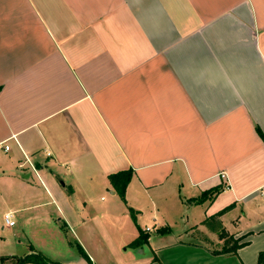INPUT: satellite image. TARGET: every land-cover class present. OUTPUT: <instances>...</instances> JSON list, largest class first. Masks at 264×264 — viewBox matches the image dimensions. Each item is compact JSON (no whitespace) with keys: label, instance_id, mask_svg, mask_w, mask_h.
Returning <instances> with one entry per match:
<instances>
[{"label":"crops","instance_id":"1","mask_svg":"<svg viewBox=\"0 0 264 264\" xmlns=\"http://www.w3.org/2000/svg\"><path fill=\"white\" fill-rule=\"evenodd\" d=\"M256 129L264 0H0V203L73 235L78 260L52 261L110 264L114 234L131 253L112 264H257ZM125 170L124 204L108 176ZM147 213L165 221L152 237ZM137 228L148 241L133 248Z\"/></svg>","mask_w":264,"mask_h":264},{"label":"rangeland","instance_id":"2","mask_svg":"<svg viewBox=\"0 0 264 264\" xmlns=\"http://www.w3.org/2000/svg\"><path fill=\"white\" fill-rule=\"evenodd\" d=\"M104 197L106 199L107 196L104 195ZM5 210H7L5 204L0 203V256L22 257L26 252V245L28 243H31L34 247L37 248V251H39L43 256L50 260H58L59 258L54 259L55 255H57V257H62L65 260L67 259L73 261L74 259V263L76 262V260H78V251L72 245L74 243V237L71 233L65 234V231L63 232L60 230L59 232L58 230L49 227L47 220L43 219L39 213L34 214L36 216L33 215L29 218H26L24 214H13L12 220L15 226L7 227L3 220ZM128 214L130 216V219L128 220H130L129 223L132 227V222H136L137 216L135 213L134 220L129 210ZM233 215H236V213H234ZM154 218L155 222H153ZM122 220L126 221V219L124 218ZM90 221L92 226H94L96 223L100 224V221L98 218H96V216L92 217V219L89 220V224ZM250 221H252V217H250V219L246 221V223ZM156 222L160 225L165 224V221L162 220V215L152 216L151 213L145 214V216L139 220V223L141 227H143V229L147 227L150 231L152 230V233L149 234L151 237L154 234L153 228L155 227ZM166 222L170 223V228L172 230H178L181 223L180 220L173 217L167 218ZM212 222L214 221H210L208 226H210ZM110 224L112 227L114 226L113 221ZM49 225L52 226L51 223ZM100 226H102V220ZM107 236V239H105L107 253L111 256L108 257V259L111 258L108 263L112 264L114 261L121 260L123 262L127 260L131 251L129 250L128 252H125L124 249L126 248H121L120 242L117 241L116 235L112 234L111 236ZM68 241H70V244H68ZM12 262L13 261H6L3 264H12Z\"/></svg>","mask_w":264,"mask_h":264},{"label":"trees","instance_id":"3","mask_svg":"<svg viewBox=\"0 0 264 264\" xmlns=\"http://www.w3.org/2000/svg\"><path fill=\"white\" fill-rule=\"evenodd\" d=\"M256 132L264 142V136L259 131V129H256ZM132 173H133L132 170H125L108 176V181L110 186L124 204H125V189L131 180ZM222 191H223L222 186L214 187L208 191L203 192L198 198L193 199L192 202L194 204H202L206 201H212L215 198V196L220 194ZM232 207H233L232 205L227 207L218 215H221L223 212L232 209ZM129 211L131 213V216L135 220V212L132 210ZM137 229L139 231V236L130 244V246L133 248H139L142 245L146 244L148 241L147 235H145L139 228ZM166 231L167 230L164 229V230H160L158 233H165ZM29 249L30 252L22 257H14V256L0 257V264H3L6 261H13L12 264H58L57 262H54L43 256L40 252L36 251L32 246H30ZM221 252L228 253L230 251H227L225 248H223ZM257 264H264V252L260 253Z\"/></svg>","mask_w":264,"mask_h":264},{"label":"built area","instance_id":"4","mask_svg":"<svg viewBox=\"0 0 264 264\" xmlns=\"http://www.w3.org/2000/svg\"><path fill=\"white\" fill-rule=\"evenodd\" d=\"M5 150L8 149V147H4ZM222 178L224 176H221ZM4 223L7 227H13L14 226V222L12 220V216L10 214H5L3 217ZM146 231H149V229H146Z\"/></svg>","mask_w":264,"mask_h":264}]
</instances>
